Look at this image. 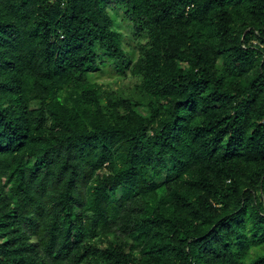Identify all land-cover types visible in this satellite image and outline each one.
Segmentation results:
<instances>
[{
  "label": "trees",
  "instance_id": "trees-1",
  "mask_svg": "<svg viewBox=\"0 0 264 264\" xmlns=\"http://www.w3.org/2000/svg\"><path fill=\"white\" fill-rule=\"evenodd\" d=\"M98 254L264 264V0H0V264Z\"/></svg>",
  "mask_w": 264,
  "mask_h": 264
},
{
  "label": "rangeland",
  "instance_id": "rangeland-1",
  "mask_svg": "<svg viewBox=\"0 0 264 264\" xmlns=\"http://www.w3.org/2000/svg\"><path fill=\"white\" fill-rule=\"evenodd\" d=\"M122 23L123 27H121V31L123 33V40L125 42L127 50H131L134 53V61H136L143 54V45L149 44V36L146 34L134 36L131 32V29L129 28L128 23ZM251 40L254 42L258 41V39L255 37H252ZM219 60L222 61V57H220ZM97 79L100 83H102L103 91L105 93L107 91L109 92V94L117 98H121L123 96L135 99L137 98L142 101L136 105L137 109L144 113L147 112V98L138 84L140 79V74L138 72L134 73L131 71V69H129L126 75H121L113 71H107L106 73L100 75ZM119 194H121V190L119 191ZM163 194L165 195L166 193L164 192ZM130 201L131 200L129 199L125 203L131 204ZM117 221H115V227L119 226L120 218H117ZM113 230H115V228ZM115 232L106 230L104 231V233H102L101 231H99L98 234L93 237H90L89 239L92 241L98 240V245L100 247H103L108 244L109 241L115 239L116 234H121V232H123V228L120 226L118 227V229L115 230ZM122 237H124L122 239L135 243L138 254H140L139 251L141 246L140 244H138V237L132 236L131 234L122 235ZM102 262L103 257L102 255L98 254L97 256L84 259L80 264H102Z\"/></svg>",
  "mask_w": 264,
  "mask_h": 264
}]
</instances>
